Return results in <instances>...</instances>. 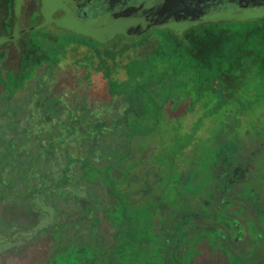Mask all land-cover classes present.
<instances>
[{
    "label": "trees",
    "instance_id": "1",
    "mask_svg": "<svg viewBox=\"0 0 264 264\" xmlns=\"http://www.w3.org/2000/svg\"><path fill=\"white\" fill-rule=\"evenodd\" d=\"M207 25L182 33L162 27L140 35L115 32L107 38L40 28L23 34L21 44L10 42L5 52L0 50L4 109L10 116L26 110L27 105L10 103L31 88V81L37 94L30 109L35 118L21 134L10 131L0 163L20 156L27 164L53 154L72 165L81 163L82 153L68 145L65 133L78 132L76 115L70 110V117L54 118L58 92L65 86H80L89 95L86 101L126 100L124 153L114 163L107 156L111 163L102 167L91 163L87 171L109 207L102 206L96 216L87 213L91 230L101 222L100 233L69 238V226L63 237L62 221L47 241L33 247L29 264H264V110L247 109L235 89L237 79L226 89L208 80L207 73H197L189 48L192 37L207 33ZM258 95L264 103V88ZM15 119H8L9 129ZM97 126L99 120L88 121L83 137ZM28 133L34 136L32 146L18 142ZM144 134L153 151L146 160L130 159L135 137ZM246 139L259 145L248 170L236 158ZM137 163L153 165V187L125 184ZM74 174L57 167V185L51 188L72 181ZM42 179L22 194L32 188L41 193L38 188L48 185ZM0 184L13 190L4 179ZM43 191L48 196V187ZM196 193L201 199L195 203Z\"/></svg>",
    "mask_w": 264,
    "mask_h": 264
},
{
    "label": "rangeland",
    "instance_id": "2",
    "mask_svg": "<svg viewBox=\"0 0 264 264\" xmlns=\"http://www.w3.org/2000/svg\"><path fill=\"white\" fill-rule=\"evenodd\" d=\"M38 2L39 0H24L22 4L21 27L29 28L23 34L33 35L38 29L43 28L59 31L72 30L73 34L88 35L82 33L81 30L68 28L56 22L42 25V19L38 15ZM253 13H255L253 10L237 8L232 12L216 13L218 15L215 18L221 21L207 23V33L192 37L189 49L191 56L195 58L197 73H207L208 80L226 89H232L235 84L234 80L237 79L235 89L241 90V101L247 109L256 106L255 108L264 110V103L260 101L258 95V91L264 88L261 84L264 82V19H252ZM9 14L13 17L11 8ZM59 15L56 13L54 17L59 18ZM8 16L3 5L0 4V37L9 33L13 27V25H6L4 21ZM207 18L215 19L205 16L204 22H209ZM156 27V25H150L148 27L150 29L146 31L154 32ZM162 28L169 30L171 27L167 25ZM22 35L16 43L23 42ZM10 42L0 43V50L5 52L10 47ZM39 77L40 75L38 79ZM35 82L31 81V88L10 103L13 107L27 105L25 111L13 112L12 116L16 119L11 124V129L7 127V121L12 117L9 114L10 109L6 111L3 104H0V154L3 151V144H6L7 139L10 138V131L14 136L18 134V130L21 134L22 128L28 124L32 115L35 118V111L32 114L30 110L37 96ZM57 96L60 100L54 118H68L71 116L70 110L76 115L74 122L78 127V132L68 130L65 133H68L66 134L68 145L73 147L74 151L78 150L82 153L81 163L72 165L68 162V164L62 160L60 154H53L48 159L39 156L35 162L30 161L27 164L20 156L14 162L1 161L0 180L4 179L6 185L13 187V190L8 192V189L0 184V264H29L33 247L47 241L48 235L53 233L54 226L60 225L62 221H65V225L61 226L63 237L64 231L69 226L68 234L71 237L65 233L69 238L81 235L92 237L95 233H100L101 222L91 230V222L88 221L87 213L96 216L102 206L103 208L108 207L107 201L97 181L88 178L87 171L91 163L102 167L110 162L107 156L114 163L117 156L124 153L127 131L123 129L122 118H124L126 100L125 97H119L110 103H102L98 100L86 101L89 95L82 91L80 86H72V88L65 86ZM243 96H247L246 100ZM233 97L234 93L231 98ZM147 119V121L151 120L149 117ZM90 120H99L101 126H108L107 130H100L101 126H97L92 130L93 132L88 133L89 138H84L83 135ZM21 140L23 144L26 142L31 146L34 144V136L30 133L23 138L20 135L18 142ZM93 142L97 144L92 151L84 150ZM153 147L154 144L148 134L137 135L129 158L137 161L142 157L146 160L153 151ZM258 149L259 145L254 140L246 139L236 156L239 165L246 166L248 170L257 157ZM61 166L68 167L70 172H75L73 180L61 187L51 188L57 185L54 182V180L57 181L54 173L56 168ZM153 173L152 164L137 163L130 168L125 184L132 189L143 184L153 187ZM116 174L121 175L122 172L117 171ZM42 176L48 179V185L43 188L45 190L48 187V196L43 193V189L39 188L41 193L34 192L32 188L29 192L22 194L32 184L43 182ZM194 198L195 203L199 202L201 194L196 193Z\"/></svg>",
    "mask_w": 264,
    "mask_h": 264
},
{
    "label": "water",
    "instance_id": "3",
    "mask_svg": "<svg viewBox=\"0 0 264 264\" xmlns=\"http://www.w3.org/2000/svg\"><path fill=\"white\" fill-rule=\"evenodd\" d=\"M183 0H86V10L89 12V19L84 24L70 22L72 18L59 17L52 18L51 13L45 16L42 25L56 22L68 28L81 30L95 38L111 37L115 32H122L127 35H140L145 32L150 25L157 27L169 26L173 30L180 32L191 25L190 20L180 18V12L185 11L180 4ZM193 0L186 1V7L190 8ZM73 3V2H72ZM21 0H17L15 5L16 16H19ZM83 8V7H82ZM237 8L236 5L224 9L216 8V13L232 12ZM239 9V8H237ZM72 11V10H71ZM259 16L253 13V17ZM71 18V19H70ZM129 22V23H128ZM12 36L0 37V43L7 40L17 39L16 29Z\"/></svg>",
    "mask_w": 264,
    "mask_h": 264
},
{
    "label": "flooded vegetation",
    "instance_id": "4",
    "mask_svg": "<svg viewBox=\"0 0 264 264\" xmlns=\"http://www.w3.org/2000/svg\"><path fill=\"white\" fill-rule=\"evenodd\" d=\"M142 1V0H140ZM145 1V0H144ZM186 1L183 0V2L180 4L183 7L185 11L180 12L182 15L180 18H184L186 20H190L192 22L189 26H194L201 23H218L221 21V19H216L215 17L218 15L216 14V8L224 9L226 7L231 6V4H234L239 8V10H253L255 13H258L259 16L253 17L252 19H264V0H193L190 5H192L190 8L186 7ZM17 0H0V4L3 5V9L7 12L9 15L6 17V19L9 21L12 20V22H6V19L4 20L6 25H13L11 31L9 33H5L2 35V37H9L12 36L15 31V25L18 22L19 27L16 29L15 35H17V39L15 41L13 40H7L16 43L18 38L21 37V35L29 28H22L21 27V12H22V4L24 0H21L20 4V10H19V16H16L15 13V5ZM73 2V3H72ZM39 8H38V15L42 19V22L45 19V16H48V14L51 13L52 18H55L54 15L56 13L60 14V17H66L69 18V16L72 18L70 22L78 23V24H84L86 20L92 19L89 16V12L85 9L86 8V0H39ZM83 7V8H82ZM11 8L13 17H10L9 9ZM72 10V11H71ZM50 12V13H48ZM215 13V14H212ZM205 16H210V18L215 19H208L209 22H204L203 18ZM70 18V19H71ZM3 21V23H4ZM2 23V22H1ZM188 26V27H189ZM180 31L182 33L184 30ZM3 43V42H1Z\"/></svg>",
    "mask_w": 264,
    "mask_h": 264
}]
</instances>
